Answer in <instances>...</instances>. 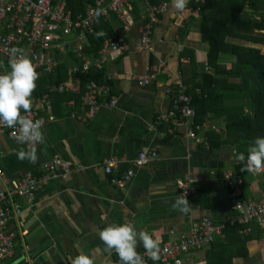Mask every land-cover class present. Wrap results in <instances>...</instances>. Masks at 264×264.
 Instances as JSON below:
<instances>
[{
  "label": "crops",
  "instance_id": "obj_1",
  "mask_svg": "<svg viewBox=\"0 0 264 264\" xmlns=\"http://www.w3.org/2000/svg\"><path fill=\"white\" fill-rule=\"evenodd\" d=\"M167 2V10L153 29L151 50L137 47L144 1L130 2L133 22L126 35L129 48L113 55L103 66L102 82L108 86V93L100 97L92 119L84 118L81 91L58 92L53 86L47 92L50 110L45 114L49 117L42 128L45 142L36 146V163L20 161L15 155L27 145L0 135V175L7 178L6 186L27 172L37 173L41 164L53 156L70 161L74 168L66 178H51L33 198H15L21 214L7 219L14 251L0 264H71L78 254L103 249L98 232L108 224L132 223L138 230H147L161 245L173 237L171 230L176 235L186 233L202 217L220 222L235 216L230 192L222 182L223 173L233 169L234 150L230 145L211 150L203 143L208 129L216 133L223 130L222 119L206 118L195 132L197 140L186 137L181 125L174 126L172 136L159 135L156 117L171 106L166 88L175 73H180V62H188V56L180 57V53L188 48L194 58L192 70L200 72L207 67L208 51V44L201 38L200 18L191 14L193 0H188L182 13L173 8V0ZM133 3L138 5L136 9ZM70 40L74 43V38ZM80 40L83 44V38ZM60 59L67 67V77L71 66L80 62L68 50ZM235 60L234 54H219L221 64L230 65ZM6 71L8 64L0 57V72ZM131 74L154 77L139 85ZM112 99L115 104L109 106ZM150 149H156L157 158L135 167L132 161L138 151ZM113 157L117 165L107 174L103 165ZM128 169H133L128 180L111 183L112 177L122 180ZM186 175L193 179L196 192L186 196L191 207L185 214L173 205L176 197L183 195L180 186ZM263 188L264 173H249L243 176L237 197L244 201L257 199ZM223 235L221 240L227 244L223 252H232L233 256L229 264H264L263 227L251 223L248 234L237 229ZM210 244L190 250L188 256L207 263ZM137 249L144 250L142 244ZM217 251H221L219 246ZM117 259L115 252L109 255L101 251L97 264H120Z\"/></svg>",
  "mask_w": 264,
  "mask_h": 264
},
{
  "label": "built area",
  "instance_id": "obj_2",
  "mask_svg": "<svg viewBox=\"0 0 264 264\" xmlns=\"http://www.w3.org/2000/svg\"><path fill=\"white\" fill-rule=\"evenodd\" d=\"M145 5L144 16L138 27L139 49L151 50V35L160 16L167 10V0H143ZM209 0H193L191 14L198 17L201 5ZM131 0H94V5L87 7L83 12L72 15L63 0H0V57L6 64L9 60V49L23 48L28 58L34 64L39 76L42 73H51L61 61V54L72 49L80 65L71 66L66 81L55 86L58 92L81 91V103L84 107V118L92 119L99 109L100 97L108 93V86L103 82L90 80L81 85L79 79L73 77L76 72L87 71L91 66L102 69L104 64L113 55L121 54L128 50L127 33L132 25L130 14ZM117 20L111 38L103 41L98 50V56L87 57L82 52L81 30H91L101 20ZM70 38H74V43ZM79 40V41H78ZM9 70L10 66L8 64ZM207 69V67H206ZM154 77L153 74L137 76L131 74V79L139 85H145ZM171 97V106L166 111L160 112L156 117V124L161 128L160 137L174 135V126L181 125L185 129V136L197 140L196 131L200 125L194 123L195 109L191 104V95L187 92V86L183 82L180 73L176 72L172 84L166 88ZM32 110L23 113L29 118L40 119L46 123L50 110V96L43 93L40 96L32 95ZM115 99L109 101L113 106ZM17 130L0 124V135L16 138ZM203 143L209 147L206 139ZM156 149L140 150L133 159L135 167H142L151 160L157 158ZM117 165L115 157L108 159L103 165L105 173L110 174L112 168ZM73 165L70 161L58 156H53L44 161L37 173L27 172L19 180L14 181L11 186L5 176L0 175V262L12 255L14 244L13 234L7 231V219L10 215L19 216L22 208L16 197L33 198L38 190L53 177L66 178L72 171ZM264 173V171H261ZM133 174V169H128L122 180L111 178V183H123ZM222 182L230 192L231 206L235 216L226 220L216 222L210 217H202L200 221L186 233L175 234L161 245L160 260L153 262L145 250L137 251L144 257L146 264H207L192 259L188 253L192 249H198L211 243L216 237L223 236L227 228L241 225L239 231L248 234L251 223H256L264 228V188L260 191L257 199L241 200L237 197V189L242 183V177L232 169L226 170L222 175ZM4 185V187L1 186ZM6 186V187H5ZM180 190L183 195L188 196L196 192L193 179L186 175L181 183ZM117 262L120 263L119 257Z\"/></svg>",
  "mask_w": 264,
  "mask_h": 264
},
{
  "label": "trees",
  "instance_id": "obj_3",
  "mask_svg": "<svg viewBox=\"0 0 264 264\" xmlns=\"http://www.w3.org/2000/svg\"><path fill=\"white\" fill-rule=\"evenodd\" d=\"M63 1L72 15L94 5V0ZM133 4L136 9L138 5ZM199 18L201 38L208 44L205 64L209 70H192L194 58L190 56L188 48L180 53V57L188 56V62L179 64V72L196 112L194 123L201 125L208 117L222 119L223 130L220 133H216L214 129L207 131L209 148L214 150L222 145H230L235 158L240 152L247 157L250 143L257 137H264V0H209L201 5ZM115 24L117 20L111 16V19L101 20L91 30H81L84 42L82 52L90 58L98 56L103 41L114 35ZM233 40H243L259 46ZM68 52L76 57L71 49ZM221 52L234 54L235 62L230 65L221 64ZM66 77L67 67L60 61L53 72L39 76L33 95L47 93L53 86L65 82ZM73 77L79 79L81 85L90 80L104 81L102 69L92 66L87 71L74 73ZM241 167L243 164L236 159L232 170L243 178L249 172H241ZM240 226L227 228L224 234L234 232ZM225 244L221 237H216L211 242L206 254L207 264L231 262L232 252H223ZM218 246L220 252L217 251Z\"/></svg>",
  "mask_w": 264,
  "mask_h": 264
},
{
  "label": "clouds",
  "instance_id": "obj_4",
  "mask_svg": "<svg viewBox=\"0 0 264 264\" xmlns=\"http://www.w3.org/2000/svg\"><path fill=\"white\" fill-rule=\"evenodd\" d=\"M188 0H173V8L182 13ZM8 64L10 70L0 72V124L16 129V140L27 149L20 148L15 155L20 161L28 160L36 163L38 160V144L45 142L42 131L44 122L33 120L28 115L32 110V95L37 87L39 73L23 48L9 49ZM236 159L243 164L241 172L259 173L264 171V137L255 138L247 148V157L243 152L236 154ZM174 208L187 213L191 207L185 195L176 197ZM103 249L97 248L90 254H78L71 259V264H97L101 251L111 255L115 252L120 264H146L144 257L137 251L142 244L146 256L153 262L160 260L161 248L159 242L145 229H137L129 222L108 224L98 232Z\"/></svg>",
  "mask_w": 264,
  "mask_h": 264
},
{
  "label": "rangeland",
  "instance_id": "obj_5",
  "mask_svg": "<svg viewBox=\"0 0 264 264\" xmlns=\"http://www.w3.org/2000/svg\"><path fill=\"white\" fill-rule=\"evenodd\" d=\"M152 45V44H151Z\"/></svg>",
  "mask_w": 264,
  "mask_h": 264
}]
</instances>
